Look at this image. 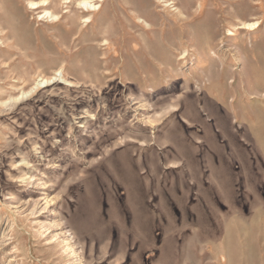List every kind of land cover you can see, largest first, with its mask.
<instances>
[{"label":"rangeland","instance_id":"374dc122","mask_svg":"<svg viewBox=\"0 0 264 264\" xmlns=\"http://www.w3.org/2000/svg\"><path fill=\"white\" fill-rule=\"evenodd\" d=\"M39 1L0 0V264H264V0Z\"/></svg>","mask_w":264,"mask_h":264},{"label":"bare ground","instance_id":"6f19581e","mask_svg":"<svg viewBox=\"0 0 264 264\" xmlns=\"http://www.w3.org/2000/svg\"><path fill=\"white\" fill-rule=\"evenodd\" d=\"M97 1H100V0H97ZM98 3V2H97ZM174 1H170V2H166L165 4L166 5H164V7H169V6H172V5H174ZM48 5V3H47V1L46 0H41V1H39V2H29L28 3V5L30 6V8H37L38 6H44V5ZM78 4L79 5H81L82 6V8H86V10H90V11H95L96 10V8H97V4H95V3H93V0H83V1H79L78 2ZM182 7V6H181ZM44 13V14H43ZM41 14H43V15H47V14H50L51 15V12L49 11V10H46V9H43L42 10V12H41ZM39 16H40V14H39ZM184 16V15H183ZM137 20H139V18H136ZM88 20V19H87ZM257 23L258 22H252V23H250V22H240L238 25H236V26H234V29L236 28V29H250L251 28V30H252V28H254V26H256L257 25ZM228 32H229V34H232L233 32H232V30L231 29H228ZM0 33H2V34H4V32H3V29L1 28L0 29ZM42 80V79H41ZM40 80V82H38L37 84H36V86L35 87H39V86H41V85H43V84H45V83H48L49 81H50V79H44L43 81H41ZM65 81V80H64ZM34 87V88H35Z\"/></svg>","mask_w":264,"mask_h":264}]
</instances>
